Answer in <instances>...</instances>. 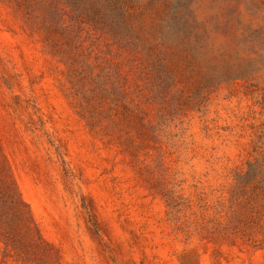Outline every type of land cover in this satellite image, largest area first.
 I'll return each instance as SVG.
<instances>
[{
  "label": "rangeland",
  "instance_id": "obj_1",
  "mask_svg": "<svg viewBox=\"0 0 264 264\" xmlns=\"http://www.w3.org/2000/svg\"><path fill=\"white\" fill-rule=\"evenodd\" d=\"M3 248L264 264V0H0Z\"/></svg>",
  "mask_w": 264,
  "mask_h": 264
},
{
  "label": "trees",
  "instance_id": "obj_2",
  "mask_svg": "<svg viewBox=\"0 0 264 264\" xmlns=\"http://www.w3.org/2000/svg\"><path fill=\"white\" fill-rule=\"evenodd\" d=\"M20 200V203L19 204H23V202L21 201L20 198H18ZM2 250V255H3V260H5L8 256H7V248H3V249H0ZM28 261H23V264H26Z\"/></svg>",
  "mask_w": 264,
  "mask_h": 264
}]
</instances>
